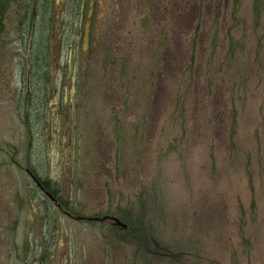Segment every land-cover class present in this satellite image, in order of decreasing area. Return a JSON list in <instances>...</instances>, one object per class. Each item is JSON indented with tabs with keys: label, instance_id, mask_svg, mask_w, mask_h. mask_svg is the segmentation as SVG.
<instances>
[{
	"label": "rangeland",
	"instance_id": "1",
	"mask_svg": "<svg viewBox=\"0 0 264 264\" xmlns=\"http://www.w3.org/2000/svg\"><path fill=\"white\" fill-rule=\"evenodd\" d=\"M43 14L0 38V264H264V0H49L40 81ZM129 214L160 258L86 220Z\"/></svg>",
	"mask_w": 264,
	"mask_h": 264
},
{
	"label": "trees",
	"instance_id": "2",
	"mask_svg": "<svg viewBox=\"0 0 264 264\" xmlns=\"http://www.w3.org/2000/svg\"><path fill=\"white\" fill-rule=\"evenodd\" d=\"M31 1H35L34 13L32 11L33 8L31 7ZM11 7L15 8L16 13H10L7 17V11ZM47 8L49 9V0H0V38L4 26L7 25L5 24L6 19L9 22H12L11 16L12 18L14 17L15 20L17 19V21L14 20V23L12 22L13 25L18 27H28V31L24 30V33H28L29 30L34 27L35 21L39 16V12L41 13V15L44 12L40 27L36 25L37 29H35V31L37 32V38H39V41H37V43H34L33 45V52L31 53L32 55H30L31 57L29 62L33 71H35L37 75L39 74L40 81L44 80L42 72L47 66L46 59L49 57L47 49L50 47V39L47 35L51 30L52 25H50V22L52 21V18L48 22L49 17L46 18L47 16L45 15ZM21 31L22 30H19V32ZM194 46L195 45H193L192 47L193 58L195 56L196 50ZM189 70L192 72V67H189ZM16 96H18L22 100L23 104H25V102H28L29 98H31V96L26 93ZM29 121L31 123L30 118ZM233 137L234 135L233 133H231L232 140H234L235 138ZM31 172L41 181L40 177L33 170H31ZM46 187L51 192V194L58 198L59 195H57V191L53 187H51V185H46ZM118 218L128 225V228L126 230H123L119 227H114L119 242H128L139 249L142 254H149L153 255L154 257L160 258L161 255L158 250L162 249L163 245L160 244V241L158 239H155L153 235L151 236L150 231L146 227L147 222L145 221V219H136V217H134L132 214L125 216L120 215Z\"/></svg>",
	"mask_w": 264,
	"mask_h": 264
},
{
	"label": "water",
	"instance_id": "3",
	"mask_svg": "<svg viewBox=\"0 0 264 264\" xmlns=\"http://www.w3.org/2000/svg\"><path fill=\"white\" fill-rule=\"evenodd\" d=\"M57 14V13H56ZM31 176H32V178L34 179V181H35V183L37 184V185H39V187L44 191V193L49 197V199H51L52 201H56V199L53 197V195L50 193V192H48V191H46L42 186H41V184L39 183V181L36 179V177L35 176H33L32 174H31ZM78 219H80V220H82V219H86V218H78ZM86 220H90V221H106V220H111V221H113V224L114 225H117V226H119V227H123V228H125L126 227V225H124L120 220H118L117 218H113V217H104V218H88V219H86Z\"/></svg>",
	"mask_w": 264,
	"mask_h": 264
},
{
	"label": "flooded vegetation",
	"instance_id": "4",
	"mask_svg": "<svg viewBox=\"0 0 264 264\" xmlns=\"http://www.w3.org/2000/svg\"><path fill=\"white\" fill-rule=\"evenodd\" d=\"M26 171H27V173L30 175V177L32 178V176H31V174L33 175V176H35L32 172H31V170L30 169H26ZM36 177V176H35ZM33 179V178H32ZM36 179L39 181V183L41 182V184L45 187V188H47L46 187V185L48 184L47 182H44V181H40L37 177H36ZM34 180V179H33ZM35 182V181H34ZM49 185V184H48ZM50 192V191H49ZM53 195V194H52ZM53 197L57 200V201H54L53 203L60 209V210H62L63 211V213L65 214V215H69L67 212H65L64 211V209H63V207H62V205H61V202H60V200L56 197V196H54L53 195ZM69 216H71V215H69Z\"/></svg>",
	"mask_w": 264,
	"mask_h": 264
}]
</instances>
